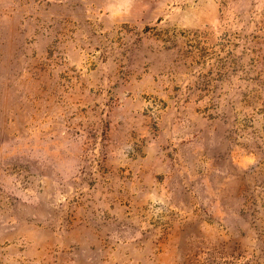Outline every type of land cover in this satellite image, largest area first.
<instances>
[{"label": "rangeland", "instance_id": "1", "mask_svg": "<svg viewBox=\"0 0 264 264\" xmlns=\"http://www.w3.org/2000/svg\"><path fill=\"white\" fill-rule=\"evenodd\" d=\"M0 264H264V0H0Z\"/></svg>", "mask_w": 264, "mask_h": 264}]
</instances>
